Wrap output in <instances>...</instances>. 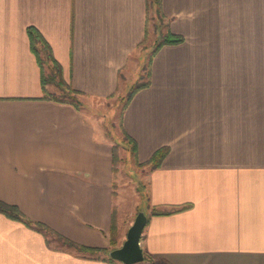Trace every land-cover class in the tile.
Returning <instances> with one entry per match:
<instances>
[{"label": "crops", "instance_id": "crops-1", "mask_svg": "<svg viewBox=\"0 0 264 264\" xmlns=\"http://www.w3.org/2000/svg\"><path fill=\"white\" fill-rule=\"evenodd\" d=\"M159 9L162 33L153 23L149 32L145 0H0V204L51 232L0 213V264H120L54 234L99 253L125 239L111 146L88 108L122 93L146 59L148 85L120 120L137 164L168 149L143 174L144 262L264 264V0H160ZM27 28L87 114L43 97ZM167 32L182 42L152 54Z\"/></svg>", "mask_w": 264, "mask_h": 264}, {"label": "rangeland", "instance_id": "rangeland-1", "mask_svg": "<svg viewBox=\"0 0 264 264\" xmlns=\"http://www.w3.org/2000/svg\"><path fill=\"white\" fill-rule=\"evenodd\" d=\"M156 17L157 16L154 12L153 14L148 12L147 19L150 28L149 32H151V26L153 23V27L155 24L156 26L159 24L157 26L158 28L155 30H160L162 33L165 26L164 21H159L158 17ZM148 64L149 59L142 62L139 70L137 73L133 74L128 86L122 93L103 100L101 103H92V107L88 108L89 112L93 113L92 117L96 122V128L102 131L104 140L111 146L113 185L115 191L113 196L118 203L120 202L118 213H121V217L123 218L124 225H126L127 229L131 225V223L127 224V221L129 222V220L132 219L138 211H141L140 207L145 203V183L143 180V174L148 168L147 166L144 167L143 165L137 164L134 159V154L131 152V144H129L122 135L120 120L127 103L128 93L130 94V92L136 91L137 86L147 82L149 69ZM44 70L45 75H47V68L45 67ZM55 81L57 80L55 79ZM45 90L50 96L64 98L61 97V90H59L53 83L45 85ZM72 98H76L78 106H81V110L87 114V108L78 100L77 95ZM132 210L133 212L131 213ZM107 252L108 251H106V253ZM106 253L102 252L90 255L100 258L106 257ZM144 260L145 258L142 262L137 264H146Z\"/></svg>", "mask_w": 264, "mask_h": 264}, {"label": "trees", "instance_id": "trees-1", "mask_svg": "<svg viewBox=\"0 0 264 264\" xmlns=\"http://www.w3.org/2000/svg\"><path fill=\"white\" fill-rule=\"evenodd\" d=\"M145 1H146V16L148 15V12H150L151 14H153V12H154L155 15L158 17L159 21L160 20L162 21L163 18L161 17L160 9H159L160 8V0H145ZM158 25L159 24H157V26ZM157 26L155 24V29L158 28ZM27 36H28L30 50H31L32 54L34 55L36 63L39 67L40 85H41L43 97L49 98V99L51 98L54 101H58V102L70 103L75 108H78L79 107L78 101L76 100V98L75 99L72 98L73 96L78 95V92L71 89V87L62 79L61 66L53 58L49 45L46 43V41L43 39V37L39 34V32L36 31L34 28H27ZM181 42H182V37H180V36L174 35L170 32H167L165 34L160 33V36L155 38V40L153 41V53L152 54H154V52L156 50H158V48H160L164 45H177V44H180ZM45 67L48 70L47 75H45V72H44ZM148 67H149V64H148ZM148 71H149V69H148ZM148 76H149V72H148ZM55 79L57 81H55ZM51 83L55 84L57 86V88L59 90H61V94H62L61 97H64V98H56V97L50 96L46 92L45 85L51 84ZM147 85H148V81L142 85L137 86V90L145 88ZM136 91H132V92H130V94L128 93L127 102L130 100L131 96ZM124 138L127 140V142L129 144H131V152L134 154L135 143L126 136H124ZM167 152H168V149L166 147L158 149L157 151H155L153 153V155L151 156L149 161H147L145 163V165L150 169L158 167L160 165V162L162 161V159L166 156ZM0 213H3L5 216H7L8 218H10L12 220L19 221V222L23 223L24 225H26L27 227L33 228L37 232L43 233L44 235L51 234L50 230L45 225L28 220L23 215H21L20 212L18 211V209L14 206H6V205L0 204ZM168 213L169 212L161 211V210L155 209V207H153L150 214L151 215H165ZM111 234H113V235L115 234V227L113 224L111 225ZM54 237L57 239L59 244H61L62 246L72 247L76 251H79L81 253H88V254L99 253V249L87 248V247L75 245V244L71 243L70 241H68V240L64 239L63 237L56 235V234H54ZM105 253H106V251H105ZM107 253H106L107 261H109L111 263H115V261L111 260L108 257Z\"/></svg>", "mask_w": 264, "mask_h": 264}, {"label": "water", "instance_id": "water-1", "mask_svg": "<svg viewBox=\"0 0 264 264\" xmlns=\"http://www.w3.org/2000/svg\"><path fill=\"white\" fill-rule=\"evenodd\" d=\"M147 217L143 211H138L131 225L128 227L125 239L121 245L108 251V257L120 264H137L143 261V251L140 238L146 224Z\"/></svg>", "mask_w": 264, "mask_h": 264}]
</instances>
